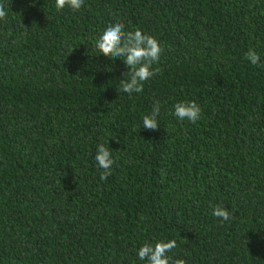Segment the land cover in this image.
Masks as SVG:
<instances>
[{"label":"trees","instance_id":"obj_1","mask_svg":"<svg viewBox=\"0 0 264 264\" xmlns=\"http://www.w3.org/2000/svg\"><path fill=\"white\" fill-rule=\"evenodd\" d=\"M0 3V264H146L138 249L170 239L186 264H264V67L246 59L264 64V0ZM118 20L163 48L131 96L95 48ZM183 101L201 119L180 121Z\"/></svg>","mask_w":264,"mask_h":264},{"label":"clouds","instance_id":"obj_2","mask_svg":"<svg viewBox=\"0 0 264 264\" xmlns=\"http://www.w3.org/2000/svg\"><path fill=\"white\" fill-rule=\"evenodd\" d=\"M84 4V0H55V9L63 10L65 7L78 11ZM8 13L5 5L0 3V20L6 19ZM95 48L100 54L113 59L120 58L124 61L129 71L124 73L126 79L120 80L119 93H127L129 96L133 93H142L144 91V82L160 71L157 67L153 69V64H159L163 48L159 41L152 35L145 34L140 28L134 31L126 30L122 21L109 23L101 35L96 38ZM74 50V49H73ZM72 50V51H73ZM246 59L253 66L264 67L261 64V57L255 51L250 49ZM161 102L154 100L152 111L142 117V127L155 131L159 124L157 117L160 113ZM202 109L195 101L177 102L174 105V115L180 120H188L192 123L201 119ZM95 161L99 169L100 179L106 181L112 175V165L114 160L109 147L103 143L97 145ZM213 216L220 218L221 221H229L231 213L223 206H216L213 209ZM178 246L177 240H158L154 244L145 242L137 251L140 261H146V264H186L184 259H173L168 255Z\"/></svg>","mask_w":264,"mask_h":264}]
</instances>
